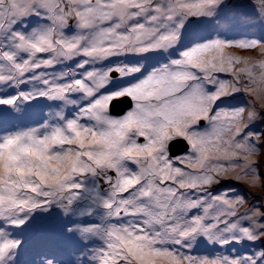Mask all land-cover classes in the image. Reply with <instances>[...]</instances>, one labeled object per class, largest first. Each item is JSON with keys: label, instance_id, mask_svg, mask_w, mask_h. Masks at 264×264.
Masks as SVG:
<instances>
[{"label": "snow or ice", "instance_id": "1", "mask_svg": "<svg viewBox=\"0 0 264 264\" xmlns=\"http://www.w3.org/2000/svg\"><path fill=\"white\" fill-rule=\"evenodd\" d=\"M37 238L264 264V0H0V264Z\"/></svg>", "mask_w": 264, "mask_h": 264}, {"label": "rangeland", "instance_id": "2", "mask_svg": "<svg viewBox=\"0 0 264 264\" xmlns=\"http://www.w3.org/2000/svg\"><path fill=\"white\" fill-rule=\"evenodd\" d=\"M255 31V29H253ZM240 54H253V53H240ZM55 251L57 257L61 260L67 261L70 257L72 259L76 258L73 253V245L71 242H60L55 246L51 244L44 243L43 241L33 239L25 251L21 254L22 264H33V262L38 261L43 258L42 254L48 251Z\"/></svg>", "mask_w": 264, "mask_h": 264}]
</instances>
